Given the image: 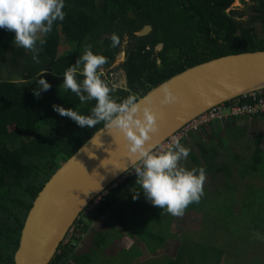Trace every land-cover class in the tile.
<instances>
[{"label":"trees","instance_id":"trees-1","mask_svg":"<svg viewBox=\"0 0 264 264\" xmlns=\"http://www.w3.org/2000/svg\"><path fill=\"white\" fill-rule=\"evenodd\" d=\"M234 1L65 0L64 20L56 21L52 31L39 38L46 40L43 46L38 43L39 63L33 61L31 52L14 45L13 32L0 29V69L8 65L17 67L14 72L20 75L12 80L0 71V264H14L22 227L43 186L105 125L100 122L82 128L52 107L59 105L88 115L95 105L94 100L82 104L62 83L63 72L83 54L85 46L91 45L94 54L107 58L98 72L114 89L113 98L119 102L135 95L138 100L186 68L222 56L264 50V0H249L252 6L244 20V14L228 12ZM147 25L152 31L147 36L136 37L135 33ZM255 25L261 27L263 37L255 36ZM113 35L119 39L116 47L111 44ZM125 38L128 43L120 69L126 87L116 88L108 76L116 69L111 67L121 53ZM158 44L163 46L161 51L156 50ZM60 46L68 47L62 55ZM44 70L51 88L36 98L34 80ZM233 100L223 103L225 114ZM249 118L251 122L264 123V114L225 117L190 130L179 139L190 149L181 164L188 168L189 160L193 168L202 167L205 180L216 186L210 192L203 182L204 194L199 202L188 205L184 214L202 216L207 227L209 220L217 219L210 211L217 210L237 226L263 229L264 235V209L252 214L260 198L251 188L259 183L264 187V136L255 131L251 141L242 137L247 129L245 120ZM217 177L220 185L215 184ZM132 190H140L135 172L106 189L96 208L76 220L71 242L61 244L50 264L80 261L76 254L86 230L85 221L98 219L114 207L126 206L124 199L132 198ZM139 195L144 196L142 192ZM129 203L132 206L135 202ZM132 211L131 224L146 220L145 212L141 215ZM174 217L162 211L161 218L156 217L155 234L146 235L147 242L155 240L156 264H221L222 255L236 259L235 262L241 258L235 249L227 250L233 237L224 221H215L224 231H211L207 240H203L170 233L164 225ZM168 237L177 245L172 253L168 252ZM72 242L76 245L72 246Z\"/></svg>","mask_w":264,"mask_h":264},{"label":"water","instance_id":"water-1","mask_svg":"<svg viewBox=\"0 0 264 264\" xmlns=\"http://www.w3.org/2000/svg\"><path fill=\"white\" fill-rule=\"evenodd\" d=\"M144 26L136 37L147 36ZM163 46L156 47L160 51ZM264 90V50L222 56L186 68L148 91L138 102L156 115L146 145L157 149L208 110ZM176 100L162 104L166 93ZM121 133L105 125L97 130L48 180L25 219L14 264H50L68 231L92 200L135 166Z\"/></svg>","mask_w":264,"mask_h":264},{"label":"clouds","instance_id":"clouds-1","mask_svg":"<svg viewBox=\"0 0 264 264\" xmlns=\"http://www.w3.org/2000/svg\"><path fill=\"white\" fill-rule=\"evenodd\" d=\"M64 7L65 0H0V29L13 32L14 45L31 52L33 61L39 63L41 48L38 43L43 46L46 40L38 41L37 34H49L56 21H63ZM111 44L113 47L119 44L116 35L111 37ZM106 63L105 56L94 54L91 45H86L83 54L62 74L63 87L75 94L82 104L95 101L88 115L59 105H53V110L82 128H91L103 122L108 129L121 133L125 147L136 160L131 170L136 174L140 190L132 192V198L136 199L142 192L153 206L173 216H182L188 205L199 202L204 194L205 170L202 167L188 169L181 164L187 159L190 149L179 140H173L164 150L145 144L149 139L148 133L156 129V115L147 103L142 106L135 95H129L119 102L113 98L111 93L114 89L109 87L98 72ZM45 72L42 71L34 80L33 95L36 98L51 88L44 78ZM176 99L169 92L164 95L161 103H171Z\"/></svg>","mask_w":264,"mask_h":264},{"label":"rangeland","instance_id":"rangeland-1","mask_svg":"<svg viewBox=\"0 0 264 264\" xmlns=\"http://www.w3.org/2000/svg\"><path fill=\"white\" fill-rule=\"evenodd\" d=\"M252 4L249 0H235L232 4L231 8L228 10V12L235 11L238 13L244 14L243 20L246 19L248 14L250 13V8ZM254 34L256 37L261 38L263 37V32L261 30V27L259 25H255ZM42 34L38 33V39L41 37ZM128 43V39L125 38L124 42L122 44L121 53L118 54L115 62L113 63L112 68H116L113 73H111L108 78L109 82L116 88H125L126 87V80L124 78V74L122 70L120 69V65L124 60V48L126 47ZM68 50L67 46H60L59 47V54L62 55L63 52ZM17 67L12 66H4L0 69V71H4L9 78L12 80H17L20 78V75L17 74L16 71ZM244 120L241 121V124ZM247 121V129L246 133L242 135L244 139L248 138L250 141L253 138L255 131L259 132L262 136H264V123L260 122H251V118L246 119ZM250 144V143H249ZM262 148L264 149V140L262 142ZM188 169H191L194 167V165L188 160L187 163ZM221 177V176H220ZM217 177L215 180V184L220 185V180ZM249 178V177H248ZM205 186L208 188V190L214 191L216 186L210 184L207 180L204 181ZM208 183V184H206ZM257 185V184H256ZM251 185V188H254L257 191V196L260 198L258 203L255 205L254 210L252 211V214L255 215L256 212H258L260 209H264V201L262 200L264 198V187L262 188V183H259V185ZM215 188V189H214ZM227 190V189H226ZM225 198L223 195L222 199ZM135 202V203H145L147 200L145 199V196L138 195L136 199H124V202ZM143 209V208H142ZM157 210V208H156ZM144 211V210H143ZM217 211V210H216ZM216 211H210V215L213 217L215 216L216 220H222L229 226L230 233L233 237L230 241L231 247H227V250L229 248H232V251H238L240 253V257L237 262L236 259L231 258L228 255H222L221 264H264V235L261 234V230L263 229H246L243 226H237L234 224L235 221L228 219L227 216L222 212H216ZM141 212V211H139ZM145 212V211H144ZM161 213L158 209L156 213ZM138 213V212H137ZM192 213L186 214L184 217L182 216H176L174 220H169L164 227H168V231L172 234H180V235H186V237H195L196 239H206L210 236L211 231H216L217 229H221L224 231L223 227L217 226L215 223L216 220L208 222V225L206 227L205 220H203L202 216L195 215L192 216ZM166 216V214H163V216ZM171 218V214H170ZM169 218V219H170ZM85 221V220H84ZM213 222V224L211 223ZM85 223H87L85 221ZM240 224V223H239ZM158 225H156V229ZM151 228V227H148ZM168 240L170 242L169 245V253H172L175 249L176 243L174 242V239L168 237ZM115 264H124L119 263L118 261H114Z\"/></svg>","mask_w":264,"mask_h":264},{"label":"crops","instance_id":"crops-1","mask_svg":"<svg viewBox=\"0 0 264 264\" xmlns=\"http://www.w3.org/2000/svg\"><path fill=\"white\" fill-rule=\"evenodd\" d=\"M126 203V206L114 207L98 219L86 223L76 254L81 260L71 264H115L114 261L124 264H156L155 240L150 243L145 239L147 234H155L156 217L161 218V213L157 214L156 211L162 210L148 201L137 206L132 203L133 207L128 201ZM132 210L141 215L145 211L146 220L131 224ZM120 215L125 218H120Z\"/></svg>","mask_w":264,"mask_h":264},{"label":"built area","instance_id":"built-area-1","mask_svg":"<svg viewBox=\"0 0 264 264\" xmlns=\"http://www.w3.org/2000/svg\"><path fill=\"white\" fill-rule=\"evenodd\" d=\"M251 100V101H250ZM233 105L229 106L228 113H224V106L223 103L208 110L206 113L201 115L196 120L192 121L191 123L187 124L184 128L179 130L177 133L172 135L168 138L165 142H163L157 150H164L168 147V145L173 140H179L182 135L187 134L190 130H196L199 127L206 125L212 121L223 119L225 117H254L259 116L260 114H264V90H260L258 92H254L251 94L241 96V99H234ZM129 174H134V170H129V172L122 175L116 183L122 182L125 178L128 177ZM105 195L102 193L101 195L97 196L96 199L89 205L86 209V213L96 208L100 199ZM75 232V225L71 227L68 231L64 241L62 244L66 245L71 242L72 236ZM72 246L76 244L74 242L71 243ZM78 246V244H77Z\"/></svg>","mask_w":264,"mask_h":264},{"label":"flooded vegetation","instance_id":"flooded-vegetation-1","mask_svg":"<svg viewBox=\"0 0 264 264\" xmlns=\"http://www.w3.org/2000/svg\"><path fill=\"white\" fill-rule=\"evenodd\" d=\"M158 45H159V44H158ZM158 45H157V46H158ZM161 45H162V44H161ZM162 49H163V48H162ZM162 49H160V51H161Z\"/></svg>","mask_w":264,"mask_h":264}]
</instances>
